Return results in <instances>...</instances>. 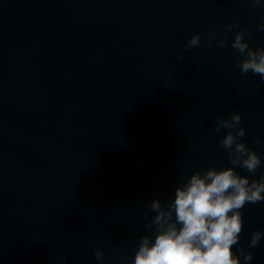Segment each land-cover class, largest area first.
Returning a JSON list of instances; mask_svg holds the SVG:
<instances>
[{
  "label": "clouds",
  "instance_id": "clouds-1",
  "mask_svg": "<svg viewBox=\"0 0 264 264\" xmlns=\"http://www.w3.org/2000/svg\"><path fill=\"white\" fill-rule=\"evenodd\" d=\"M249 2L256 6L261 0ZM238 28L233 21L225 27L224 35ZM257 30L264 31V23L259 24ZM249 33L250 29L236 31L231 47L243 57L238 65L240 72H251L264 80V47H250L245 39ZM216 36L217 31L210 30V40ZM200 43V35H193L185 49ZM226 44V39H217L218 47ZM241 120L238 112L227 119L216 118V132L228 130L220 147L228 153L232 167L218 170L213 166L203 174L195 172L182 186L176 187L174 199L166 207L159 199L151 201L150 211L155 216L148 226L154 228V240L148 235L141 237L133 264H241V257L244 264H248L253 260V253L243 246L233 251L244 227L241 210L246 204L264 201V178L251 179L235 170L238 166L255 173L262 163L260 155L242 140L246 130L241 127ZM262 237L264 231H254L248 248L257 247ZM95 256L102 260V251L97 250Z\"/></svg>",
  "mask_w": 264,
  "mask_h": 264
}]
</instances>
